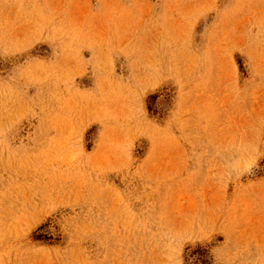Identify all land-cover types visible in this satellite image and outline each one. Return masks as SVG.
<instances>
[{
  "label": "rangeland",
  "instance_id": "1",
  "mask_svg": "<svg viewBox=\"0 0 264 264\" xmlns=\"http://www.w3.org/2000/svg\"><path fill=\"white\" fill-rule=\"evenodd\" d=\"M0 264H264V0H0Z\"/></svg>",
  "mask_w": 264,
  "mask_h": 264
}]
</instances>
